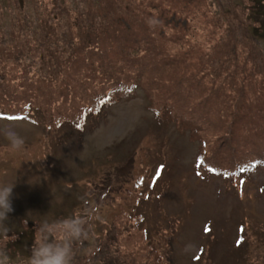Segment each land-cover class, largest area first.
<instances>
[{
    "label": "rangeland",
    "instance_id": "rangeland-1",
    "mask_svg": "<svg viewBox=\"0 0 264 264\" xmlns=\"http://www.w3.org/2000/svg\"><path fill=\"white\" fill-rule=\"evenodd\" d=\"M8 58L14 261L83 216L75 264H264V0H0Z\"/></svg>",
    "mask_w": 264,
    "mask_h": 264
},
{
    "label": "clouds",
    "instance_id": "clouds-1",
    "mask_svg": "<svg viewBox=\"0 0 264 264\" xmlns=\"http://www.w3.org/2000/svg\"><path fill=\"white\" fill-rule=\"evenodd\" d=\"M0 134L8 142L6 147L12 152L25 151V138L13 127L0 129ZM13 186L14 184H0V237L5 239L9 238L11 232L7 220L8 214L13 211ZM88 225L89 220L83 216H69L51 221L45 219L35 231L30 255L14 261L7 246L0 243V264H75L76 245L83 247L89 239Z\"/></svg>",
    "mask_w": 264,
    "mask_h": 264
},
{
    "label": "trees",
    "instance_id": "trees-1",
    "mask_svg": "<svg viewBox=\"0 0 264 264\" xmlns=\"http://www.w3.org/2000/svg\"><path fill=\"white\" fill-rule=\"evenodd\" d=\"M113 16V15H112ZM253 32L255 33V34H257L258 35V31L256 30V29H253ZM242 33V32H241ZM248 33V32H247ZM243 34V33H242ZM9 62H11L10 64H9ZM62 62L60 61V60H58L57 62H56V64L58 65V64H61ZM19 66V64H17L16 62H15V60L14 59H11V58H8V60L7 61H5V63L4 64H0V70H2L3 72H6L7 74H10V75H13V74H15V70H13V66ZM20 67V66H19ZM135 86H138L139 85V83L137 82V84H134ZM217 100V99H216ZM259 112V111H258ZM258 115L261 117V118H263V116H264V111L262 110V111H260L259 113H258ZM260 159H264V157L263 158H260ZM254 164V163H253ZM255 165H257V164H255ZM212 170V169H211Z\"/></svg>",
    "mask_w": 264,
    "mask_h": 264
},
{
    "label": "snow or ice",
    "instance_id": "snow-or-ice-1",
    "mask_svg": "<svg viewBox=\"0 0 264 264\" xmlns=\"http://www.w3.org/2000/svg\"><path fill=\"white\" fill-rule=\"evenodd\" d=\"M206 231H207V229H206Z\"/></svg>",
    "mask_w": 264,
    "mask_h": 264
}]
</instances>
